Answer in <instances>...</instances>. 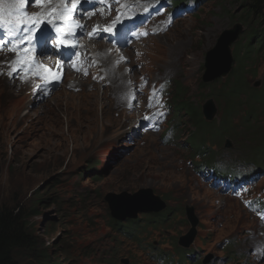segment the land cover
Returning <instances> with one entry per match:
<instances>
[{"label": "rangeland", "instance_id": "1", "mask_svg": "<svg viewBox=\"0 0 264 264\" xmlns=\"http://www.w3.org/2000/svg\"><path fill=\"white\" fill-rule=\"evenodd\" d=\"M110 1L118 2L129 15L137 2L145 1L153 8L159 0ZM243 4L241 0L160 2L152 12V22L141 27V33H148L147 39L136 47L120 50L124 58L120 63H116L120 55L109 63L118 78L109 74L110 83L84 79L77 88L63 83L49 96L33 101L27 88L18 89L0 75V206L24 208L45 247L62 249L56 257L58 264H122L121 259H145L144 246L121 248L122 241L132 242L117 234V225L111 227L104 199L108 193L132 194L146 187L167 204L158 219L142 214L135 220L140 219L146 225L143 229L150 232L148 246L174 248L173 243L190 228L185 208H192L200 225L198 233L217 215L223 216L218 240L240 233L243 240L228 249L234 252L232 264H264V256L258 261L251 258L255 237L245 229L255 222L249 214L235 199L194 185L190 168L194 163L209 164L210 157L229 164L248 159L264 167V94H258L264 93V40L257 41L259 35H264V11L252 16ZM186 5L198 10L189 17L162 19L182 13ZM103 12L110 19L116 15L110 7H103ZM236 24L243 28L231 45L232 71L237 70L232 93L238 94L226 101L224 91L229 90L234 77L228 74L205 84L202 76L206 52L223 30ZM158 25L163 30L153 34ZM254 29L257 37L251 39L249 34ZM101 42L91 41L88 47L95 49ZM105 57L102 59L107 64ZM141 74L151 82L168 79L169 93L174 85H181L182 100L188 99L199 110L207 98H213L218 109L215 118L198 130L187 116L174 113L172 108L154 129L157 132L162 125L173 129L167 144L161 143L160 133L151 132L135 139L134 145L125 144L118 138L130 132L136 115L120 108V91L127 86L126 79L129 82ZM241 76L248 83L247 92L238 90ZM80 106L89 110L80 111ZM93 118L100 125H88ZM190 139L196 140V149L191 147L190 143L195 142ZM203 144L205 155L201 159L190 157ZM259 183L264 187V173ZM37 198L42 201L38 206ZM32 207L35 212H31ZM114 247L122 251H113Z\"/></svg>", "mask_w": 264, "mask_h": 264}, {"label": "clouds", "instance_id": "2", "mask_svg": "<svg viewBox=\"0 0 264 264\" xmlns=\"http://www.w3.org/2000/svg\"><path fill=\"white\" fill-rule=\"evenodd\" d=\"M189 16H187V17H189ZM91 41H102L104 43L103 47H105L108 44L107 42H105V40H101V39H93V40H88V41L82 40V48L83 49L86 48V49H89L91 51H94L93 46H92L93 49H90V47H88L90 45ZM103 43H102V45H103ZM126 48H132V47L126 46ZM99 50H101V49H99ZM120 50H122V49H120ZM101 53H104V56H106L107 55L106 49L104 48L103 52H101ZM232 54H233V52H232ZM233 58H234V55H233ZM84 62H85V64H89L90 60L84 58ZM105 65L106 66L104 67L103 74H105V73L107 75L114 74L112 72V70H110V64L105 63ZM141 75H144V74H141ZM141 75H138V77H140ZM88 76L89 77H87V78H81V77H78L77 73L69 72L66 76L62 77L59 81L50 82L48 84V87H45L44 85L43 86L38 85V86L34 87L33 85L27 83L26 79L21 80V78H18V84H16L15 86H17L18 89L27 88L26 91H27V95H28L29 99L34 101L36 99L41 100L43 97L49 96L59 85H61L63 83H65L68 86V88H77V87H70V80L77 81L79 83L81 80H84V79H93V77H91V75H88ZM138 77L135 80L129 81L130 83L127 82L128 79H126L124 84L125 85L127 84L129 88H133L136 85V82L139 80ZM146 77L147 78H145V80L147 82V85H148V83L155 82V81L151 82L150 78L147 75H146ZM68 78H70V79H68ZM4 79L6 80L5 77H4ZM29 79L31 80L33 78H29ZM66 79H68V81H66ZM217 79H219V78H217ZM110 80L112 82V79H109V76H108V78H104L103 80L100 78H96L97 83H101L103 81H109V83H110ZM165 80H163V81H165ZM163 81H161V82H163ZM147 85L144 89L145 92L147 91ZM168 85H169V80H168ZM169 88H170V85L168 86V89L166 92L167 97L164 98V100H163L165 103L166 113L163 114V116H160V119L158 120V123L156 124V126L162 124L164 116L170 115L172 108H173V112L176 113L174 110L173 104L171 102L172 92L169 93ZM173 89H174V86H173ZM242 89H244V88H238V90H242ZM127 92H128V90L126 89V86H124L120 91V103H121L120 108L124 111H125V107H126V101H125L124 95ZM237 92H239V91H237ZM224 94H225V91H224ZM237 94L238 93H236L235 95H237ZM143 97L139 98L140 100L137 101V107L135 108L134 111L131 112V113H134L136 115L135 122L141 121V117L143 115V114H141L142 112H147L148 110H152V107L151 108L148 107V100H146L145 97L144 98ZM208 99H210V98H207L206 100H208ZM211 99H213V98H211ZM232 100H233V98H232ZM226 101H228L227 96H226ZM204 102L202 103V105L204 104ZM154 104H155V101L152 100V105H154ZM170 105H171V107H170ZM202 105H201L199 112L202 115L203 119L205 120L204 121L202 119L203 124L206 125V122L207 123L211 122L215 118L216 115L214 116V118L211 121H207L204 118V115L202 113ZM215 106H216V104H215ZM23 107H24V104H23ZM234 107H235V105H234ZM217 111H218V109H217ZM131 113H127V114H131ZM216 114H217V112H216ZM37 119H39L40 126H41L40 118H37ZM135 122L133 123V126H134ZM133 126H131L129 133H127V131H125L118 138V139L122 138L124 140L125 144H127V145L130 144L129 146L134 145L135 139L138 140V138H140V136L148 135V134H146L147 132L160 133L161 134V143H163V144H167L172 139L173 129L172 128H164L165 125H162L157 130V132H154L153 129H148L147 131H142L143 126H140L137 128H133ZM193 126L195 128H198V130L205 128L204 126H202V127H196L195 125H193ZM190 141L195 142L194 144L192 142L190 144H193V146L196 145L195 139H190ZM205 144H203L204 147H202L203 146L202 145L199 148H201V150L205 151V153H206V150H205L206 145ZM208 144H209V142H208ZM191 147H192V145H191ZM199 148H198V152H199ZM198 152H195L193 158L201 159V157H203L205 155V153L204 154H197ZM192 154H190V157H192ZM210 158H212V159L210 160L209 164L199 162L198 164L194 163V165L190 166V168L194 174L193 183L196 186L208 188V189H210V190H212V191H214V192H216V193H218L224 197L235 199L236 201H238L241 204L243 209L249 214V217L255 222V224L251 228L245 229V231H247L249 234H253L251 236L255 237L254 248L250 251V253H251L252 260L258 261L261 257L264 256V252H263V254L261 256L253 257V251L255 249H258L260 247L261 248L264 247V222H262L260 219V214H264V201H263L264 200V187H261V184L259 183L261 180V177H262V173H264V167L258 166L254 161H251L248 159L238 160L236 162V164H229L226 162L218 161L217 159L213 160L214 157H210ZM244 165H246V167H245L246 168V178H245V180L238 182L237 181L238 177L242 173V170L239 168V166H244ZM254 165H255V167H254ZM220 167H224L225 170L222 171V173H225V174H221L220 178L217 181H215V182H210L208 180L201 181L202 178L206 177L207 175H213L214 173H216L217 168H220ZM93 171H95V170H93ZM236 187L237 188L240 187V191L243 193L245 199L240 200L234 196V194L236 192ZM152 191H153V189H152ZM153 194L155 196L160 197V199L165 203V208L163 210H161V211H164L167 207L166 201L161 196L155 194L154 191H153ZM247 201H251V204L253 206L259 205V207L261 209L263 208V211H260L259 210L260 208L254 212L247 211L245 206H244L245 202H247ZM106 204L108 205L107 202H106ZM187 209H192V208H185V211H186L185 216H186L187 221L189 222L190 228L184 235H182L179 239L176 240L175 244L173 243L174 248L172 247V249H167V248H164L162 246H156V247H154V246L152 247V245L148 246L147 236L150 235V232L145 231V229H143V228H145L146 225L142 224L140 222L141 221L140 219L135 221L138 216L135 219L127 218L126 220H122V221L116 220L115 218H113L111 216L110 210L108 208L109 215L112 218L111 221L115 220L118 223H121L119 225L113 224V225H111V227L114 225H117V227H114L117 234L132 242L130 245V244L122 241V243L120 244L121 248L128 247V246H131L134 248H136V247L141 248V246H144V252L146 255L145 259H142V260L133 259L132 261H131V259H127V261H125V259H121V263L122 264H232L234 252L228 251V249L230 246H235V243L237 241L243 240V238H240V233L238 231H236L230 237H222L218 240L217 239L218 238L217 233L219 231L218 226L221 224L222 219H223V216H220V215H217V217H215L211 221V225L205 227L204 231H202L201 233H198L200 225H199V222H198L196 215L194 214V210L192 209V216H193L194 220L196 221V223L192 225L190 220H189L188 214H187ZM161 211H159V212H161ZM159 212H156V213L155 212L139 213L138 215H142V214L146 215L147 214V215L155 216V219H158L159 218V216H158ZM166 214H168V212ZM128 221H130V222H128ZM127 228H130L132 230L128 231ZM127 232H130L131 235L129 236ZM190 232H194V237L186 245L184 243L186 241L187 236L190 234ZM113 251H122V249H120L118 247H114ZM223 251H225V254H222ZM237 264H246V263L239 261V262H237Z\"/></svg>", "mask_w": 264, "mask_h": 264}, {"label": "trees", "instance_id": "3", "mask_svg": "<svg viewBox=\"0 0 264 264\" xmlns=\"http://www.w3.org/2000/svg\"><path fill=\"white\" fill-rule=\"evenodd\" d=\"M241 2L245 3L243 4L245 6H242L245 9L247 4V12L248 14L251 13L252 16L258 15L259 13L262 14L264 11V0H241ZM255 32H257V30H252L249 34V38H256L257 35L254 34ZM259 37L260 38L257 41H260L261 43L264 40V35H259ZM250 48L251 45H248V52L251 53L252 49L249 50ZM249 58L250 57L246 58V60ZM236 72L237 70L231 71L229 75L230 78L231 75L234 78L232 79L233 83L229 87V90L225 91L228 101H231L236 93H232V88L235 87V83L237 82ZM230 78H227V80ZM240 79L241 81L238 88H244V90H246L245 86L248 85V83L245 84L243 82L244 78H242V76ZM174 86L171 102L175 112L182 113L187 116L188 121L196 127H205L206 125L203 124L199 109L191 101L188 102V99H186L185 102L182 100L183 92L181 91L183 89L181 85ZM179 88L182 90L179 91ZM258 94L262 95L264 93ZM252 97H254V94L250 98ZM202 147H204V145ZM193 148L196 149V147ZM204 153L205 151H202L201 148H199V152L197 154ZM194 154L195 153L192 154V157ZM41 203V199L37 198L35 202L36 206ZM35 207H32L31 212H35ZM110 223V225L121 224L115 220H112ZM34 229L35 226L30 223L28 213L24 208L16 206H0V264H58L56 257L62 249L56 248L57 246L51 248L45 247V244L42 243V241L36 236ZM127 233L129 236L131 235L130 232Z\"/></svg>", "mask_w": 264, "mask_h": 264}, {"label": "water", "instance_id": "4", "mask_svg": "<svg viewBox=\"0 0 264 264\" xmlns=\"http://www.w3.org/2000/svg\"><path fill=\"white\" fill-rule=\"evenodd\" d=\"M243 28L236 24L233 28L223 30L217 38L216 44L206 52L202 82L211 83L217 78L226 77L232 70L233 54L231 45L239 38ZM217 108L213 99H208L202 105V113L207 121L216 115ZM110 214L116 220L135 219L139 213L159 212L165 208L160 197L155 196L151 188H143L130 194L123 192L120 195L108 193L105 196ZM191 224L196 221L192 216V209H187ZM194 222V223H193ZM194 237L190 232L184 244H188Z\"/></svg>", "mask_w": 264, "mask_h": 264}, {"label": "snow or ice", "instance_id": "5", "mask_svg": "<svg viewBox=\"0 0 264 264\" xmlns=\"http://www.w3.org/2000/svg\"><path fill=\"white\" fill-rule=\"evenodd\" d=\"M26 2H30V0H0V27L8 30L7 34L12 35V31L10 26L19 27L21 24L26 25L24 28V35L19 37L17 41L15 42L16 45H28L27 48L24 49L25 55L27 52L31 51L33 47L35 46H42V50H46L47 40L48 36L45 35V29L41 28V16H43L45 19H47L48 15H54L57 18L60 16H63L64 13L74 10L78 6L79 0H77V3L72 4V9H69L67 6V0H63L64 7L62 9H53L48 13H32L29 14L26 9ZM46 2V0H36L35 6H43V4ZM95 13H92L94 15ZM66 19L71 20L72 17L68 16ZM48 23H53L52 20H48ZM78 28L83 27V25L77 24ZM106 31L111 32V28H106ZM56 31L59 33L61 31L60 28H57ZM148 33H141V35H147ZM95 35V30L92 33H89V36ZM135 35V33H134ZM75 47V45H73ZM9 51H17L16 46L9 48ZM124 58L121 57L120 60H117L116 63H120L121 60ZM20 61H16L15 63H19ZM31 63H34L32 61ZM95 63V61H94ZM16 69L13 67L12 71H15ZM50 71V70H49ZM125 71H128L125 69ZM85 75H87V71L84 72ZM8 75H11V73H8ZM25 76H21V80H25ZM93 79H96V77H93ZM100 79H104V77H100ZM141 80L144 81L145 78L141 77ZM130 83V82H129ZM161 88L164 87L163 84L160 85ZM153 92H155V88H153ZM152 105V97H148V107L151 108ZM159 115H163V112H160ZM144 119H149V117H144ZM260 219L262 222H264V214H260ZM253 235V234H250Z\"/></svg>", "mask_w": 264, "mask_h": 264}, {"label": "bare ground", "instance_id": "6", "mask_svg": "<svg viewBox=\"0 0 264 264\" xmlns=\"http://www.w3.org/2000/svg\"><path fill=\"white\" fill-rule=\"evenodd\" d=\"M97 18H99V20H101L102 22H104L103 20H104V18H100V17H97ZM106 22V21H105ZM96 45V44H95ZM99 49H103V45L101 44H98V45H96L95 46V49H94V51L95 50H99ZM148 55V54H147ZM117 56V54H110V55H106V57H105V59H107L108 60V63H110V62H114V61H112L115 57ZM122 55L120 54V57H121ZM103 58V57H102ZM114 64V63H113ZM117 67V66H116ZM117 72V71H116ZM118 74V73H117ZM113 76H114V78L115 79H118L117 78V75H116V73H114V74H112ZM80 108V111H84V110H89V108L88 109H86V106L85 107H82V106H80L79 107ZM102 110H103V108H102ZM79 111V112H80ZM82 113V112H81ZM149 113V112H148ZM102 116V115H101ZM128 116V115H127ZM88 125H91V126H98V125H100V121L99 120H97V119H90L89 121H88V123H87ZM101 125L102 126H104L105 127V123H101ZM90 127V126H89ZM103 127V128H104ZM148 133H150V132H147L146 134H148Z\"/></svg>", "mask_w": 264, "mask_h": 264}]
</instances>
